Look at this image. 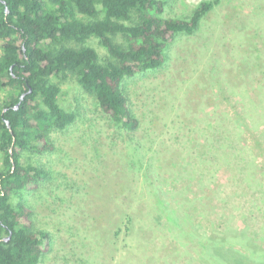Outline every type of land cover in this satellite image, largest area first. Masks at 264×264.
<instances>
[{"label": "rangeland", "instance_id": "obj_1", "mask_svg": "<svg viewBox=\"0 0 264 264\" xmlns=\"http://www.w3.org/2000/svg\"><path fill=\"white\" fill-rule=\"evenodd\" d=\"M201 1L164 0L161 16L188 17ZM164 53L122 82L134 130L74 77L57 79L76 117L51 132L53 150L35 156L48 174L21 193L50 233L43 264H215L209 239L217 252L245 253V238L264 248V0H217ZM218 144L238 154L216 158Z\"/></svg>", "mask_w": 264, "mask_h": 264}, {"label": "trees", "instance_id": "obj_2", "mask_svg": "<svg viewBox=\"0 0 264 264\" xmlns=\"http://www.w3.org/2000/svg\"><path fill=\"white\" fill-rule=\"evenodd\" d=\"M216 2H199L188 17L164 18V0H0V88L6 91L0 102V264H43L48 250L50 233L32 225L21 193L48 174L35 156L53 150L51 132L76 117L60 105L57 79L74 77L113 123L134 130L138 120L123 80L162 66L167 44L196 30ZM92 38L106 50L103 58L88 44ZM211 146L216 158L238 154L220 144L214 153ZM258 191L262 211L264 190ZM244 240L251 245L234 251L238 256L210 249L217 240H205L207 256L215 264H264V248Z\"/></svg>", "mask_w": 264, "mask_h": 264}, {"label": "water", "instance_id": "obj_3", "mask_svg": "<svg viewBox=\"0 0 264 264\" xmlns=\"http://www.w3.org/2000/svg\"><path fill=\"white\" fill-rule=\"evenodd\" d=\"M22 96H23V95H21V98H22ZM7 124H8V123H7ZM7 239H8V237L5 238V240H7Z\"/></svg>", "mask_w": 264, "mask_h": 264}]
</instances>
